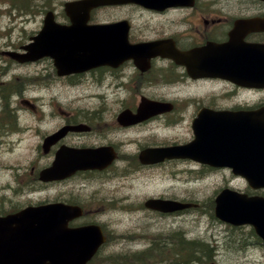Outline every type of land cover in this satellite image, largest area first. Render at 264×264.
Segmentation results:
<instances>
[{
	"label": "flooded vegetation",
	"instance_id": "1",
	"mask_svg": "<svg viewBox=\"0 0 264 264\" xmlns=\"http://www.w3.org/2000/svg\"><path fill=\"white\" fill-rule=\"evenodd\" d=\"M51 1L62 4L60 11L55 10L53 14L54 21L68 25L71 21L64 4L83 0ZM118 8H126L127 12H117ZM263 14L264 2L255 0H193L187 6L162 9L147 8L128 0H106V4L89 11L87 25L126 22L129 42L161 40L165 42L160 46L163 53L175 49L184 51L183 60L161 54L146 59L144 53H139L137 58L113 64L105 54L104 62L95 67L59 74L50 57L20 63L0 49V126L10 130L12 142L24 139L30 132L32 143L27 157L19 165L10 166L12 180L7 186L10 194L8 201H0V214L48 202L78 206L82 213L67 223L69 227L97 223L107 238H114L106 221L99 216L100 212L117 208L137 213V223L132 225L140 233L136 238L146 240L147 244L153 240L173 241L176 229L170 223L177 216L190 219L186 216L188 211L200 206L191 200L186 189L192 181V168L198 175L194 180L199 181L207 171L222 167L196 159L195 149L188 150L189 157L171 155L168 149L202 147L207 134L202 136L200 129V143H197L196 126H203L212 112L254 111L264 106V88L208 76L202 68L204 55L196 50L209 42L228 41L237 20ZM36 32L32 31L26 40ZM243 41L264 43V31L247 33ZM21 45L7 48L18 50ZM20 67H25L27 72L18 70ZM52 83H57V96L45 103L42 99L46 98ZM66 89L72 94L76 90L90 99L91 106L65 104L62 97ZM129 99L133 100L128 102ZM145 102H152L153 108L140 109L139 105ZM182 127H186L184 135L170 132L169 137L161 132ZM151 149L154 157L150 155ZM156 149L166 153L156 157ZM56 157L58 176L47 179L42 172L52 166ZM65 164L72 166L66 175L63 174ZM225 169L235 176L229 168ZM143 175L148 179L157 177L160 188L137 201L126 191L132 180ZM176 184L180 186L178 192ZM27 192L43 195L28 196L18 203L9 197ZM258 193L264 194V190ZM152 200L194 202L197 206L163 210L151 206ZM161 221L167 225L151 226L161 225Z\"/></svg>",
	"mask_w": 264,
	"mask_h": 264
},
{
	"label": "water",
	"instance_id": "2",
	"mask_svg": "<svg viewBox=\"0 0 264 264\" xmlns=\"http://www.w3.org/2000/svg\"><path fill=\"white\" fill-rule=\"evenodd\" d=\"M135 1V0H134ZM137 1V0H136ZM106 0H85L81 4H68L66 12L69 14L72 25L56 28L49 25L50 19L40 31L35 41L25 45L27 53L17 54L9 52L20 61L33 60L42 55L54 56L59 60L58 65L62 72L78 70L83 62L84 54L92 53L105 55L104 43L109 41L112 55L128 52L124 48L125 37L116 34L109 27L96 30L84 27L88 10ZM142 3L150 7H160L167 4H159L156 0H142ZM181 3H172V5ZM263 18H251L244 21L238 29L237 37L247 31L263 30ZM99 48L98 50H94ZM232 46V44H230ZM130 50V49H129ZM224 48L220 49V53ZM231 51L232 48H231ZM247 56H233L223 58L220 53L215 57H209V66L221 70L224 74H233L232 69L237 67L250 68L254 48L241 49ZM155 53L165 54L175 59H183L172 52L163 53L160 49ZM213 129H220L223 140L211 141L208 139L207 147L211 148L214 159L223 157L220 164L232 166L235 172L243 175L253 187H264V129L256 126L255 135V159L248 161V143H244L245 153H241L238 163L232 162L233 149L236 145L234 134L239 132L245 135V131L235 130L229 120L222 124H214ZM58 159L54 161L48 177H57ZM217 164V163H212ZM53 174V175H50ZM47 178V177H46ZM154 208L172 210L182 208L187 204L152 200L149 203ZM79 210L71 206L59 203L45 204L36 207H26L14 214L0 216V264H87L104 241L99 226L88 225L76 229H68L66 222L77 216ZM215 214L221 220L234 225L250 224L256 233L264 240V197L248 196L245 193L223 189L215 198Z\"/></svg>",
	"mask_w": 264,
	"mask_h": 264
},
{
	"label": "rangeland",
	"instance_id": "3",
	"mask_svg": "<svg viewBox=\"0 0 264 264\" xmlns=\"http://www.w3.org/2000/svg\"><path fill=\"white\" fill-rule=\"evenodd\" d=\"M10 1L11 0H0V47H4L7 41L18 45L17 42L24 39L31 31L37 29L41 17L44 14V12L41 11L42 7L50 6L54 11H60L61 7L59 6H62V4L55 3L51 0H49L50 3L41 0H29L31 5L29 7L30 12L25 14L16 5L11 4ZM255 10L256 7L253 8V11ZM116 11L122 13L127 12L126 8H118ZM155 21L161 20L155 19ZM18 70L27 72L25 67H20ZM20 77L23 78L22 76ZM15 81L18 82L16 79ZM56 84L57 83L49 84V90L46 98L42 99L43 102L47 103L51 97L57 96L55 93ZM27 92L28 90L26 93ZM26 93H24V95ZM71 94V90L66 89L64 91L65 96H63L62 99L65 104L71 106H91L92 101L82 97L81 93L75 90L74 93ZM132 100L133 99H129L128 102ZM44 107H47V105H44ZM185 128L182 127L179 130H163L161 132L168 134L169 137L170 132L176 135H184L186 131ZM0 138H2L0 142V200L3 202L8 201L7 195L10 194L7 187L12 180L10 178L11 176L9 177L11 172L10 166L19 165V163L27 157L30 148H32V143L30 132L24 135V139L12 142L10 130L2 126H0ZM195 170V168H192V181L187 185L186 189L191 194V200L197 202L200 206L188 211L186 216H190V219L184 217L178 218V216L175 217L170 223L173 225L172 227H174L172 229H181L188 237H198L214 243L216 245L215 251L217 255L213 262L209 264H264V245H251L241 251L230 247V245L233 244L229 239H232V236H236L235 232L241 229L220 221L213 216V210H209L211 201L213 203L212 207L214 206L213 199L217 191L226 186L245 191L247 190V183L245 180L238 176H233L230 171L221 168L217 171H207L206 174L202 176V179L195 181L194 179L196 178L194 177L198 176ZM159 182L157 177L148 179L147 175H143L141 178L131 181V186L127 189L126 194H129L132 199L137 201L141 200L145 195L158 190L160 188ZM179 188V184H176V192L179 191ZM41 195L43 194L35 193L34 195H30L27 192L19 195L11 194L9 197L12 199L13 203H18L24 202L28 196L39 197ZM52 196L53 195L48 194V197ZM135 213L122 209L117 210V208H111L108 211L100 212L99 218L106 221L109 229L115 236L114 238H110L111 240L103 246L91 264H110L108 261L112 260L113 255L125 252L126 250H144L149 246L145 244L146 240L135 237L136 234H140L137 228L132 226L137 223V216ZM159 223L161 225H155L154 223L151 226L165 227L167 225L166 221H161ZM233 227L235 230L232 229ZM250 229V226H243L242 230L245 236L248 237L247 233L250 232ZM151 230L154 231L155 229L151 228ZM244 234L241 235L242 238H244Z\"/></svg>",
	"mask_w": 264,
	"mask_h": 264
},
{
	"label": "trees",
	"instance_id": "4",
	"mask_svg": "<svg viewBox=\"0 0 264 264\" xmlns=\"http://www.w3.org/2000/svg\"><path fill=\"white\" fill-rule=\"evenodd\" d=\"M11 3L14 4V1L11 0ZM15 5L23 12L29 10L27 0L16 1ZM237 228L241 230L235 232L236 236L229 239L233 244L230 247L241 251L251 245H264L252 229L247 233V237L243 233V226ZM232 229L235 230L234 227ZM242 234L244 238L241 237ZM174 235L173 241L153 240L144 250H126L113 255L112 260L108 262L110 264H209L213 262L217 255L214 243L198 237H188L181 230H176Z\"/></svg>",
	"mask_w": 264,
	"mask_h": 264
}]
</instances>
